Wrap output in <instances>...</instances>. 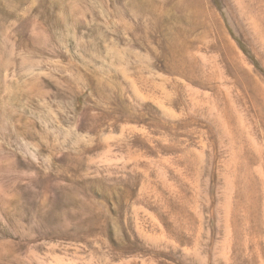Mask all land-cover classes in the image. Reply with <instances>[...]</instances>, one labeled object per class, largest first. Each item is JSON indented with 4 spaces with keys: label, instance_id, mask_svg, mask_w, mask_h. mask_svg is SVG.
<instances>
[{
    "label": "rangeland",
    "instance_id": "374dc122",
    "mask_svg": "<svg viewBox=\"0 0 264 264\" xmlns=\"http://www.w3.org/2000/svg\"><path fill=\"white\" fill-rule=\"evenodd\" d=\"M0 264H264V0H0Z\"/></svg>",
    "mask_w": 264,
    "mask_h": 264
}]
</instances>
